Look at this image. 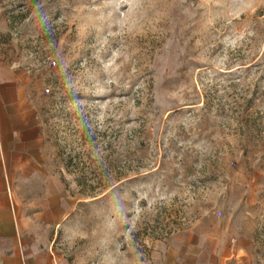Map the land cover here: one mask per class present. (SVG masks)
Returning a JSON list of instances; mask_svg holds the SVG:
<instances>
[{
	"label": "rangeland",
	"instance_id": "1",
	"mask_svg": "<svg viewBox=\"0 0 264 264\" xmlns=\"http://www.w3.org/2000/svg\"><path fill=\"white\" fill-rule=\"evenodd\" d=\"M0 57L74 202L56 264H264V0H0Z\"/></svg>",
	"mask_w": 264,
	"mask_h": 264
},
{
	"label": "crops",
	"instance_id": "2",
	"mask_svg": "<svg viewBox=\"0 0 264 264\" xmlns=\"http://www.w3.org/2000/svg\"><path fill=\"white\" fill-rule=\"evenodd\" d=\"M29 81L0 57V264H56L51 240L74 205L53 168ZM184 236L173 237L172 253L191 264H234L244 249L213 236L207 251L204 239Z\"/></svg>",
	"mask_w": 264,
	"mask_h": 264
}]
</instances>
